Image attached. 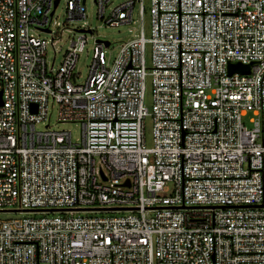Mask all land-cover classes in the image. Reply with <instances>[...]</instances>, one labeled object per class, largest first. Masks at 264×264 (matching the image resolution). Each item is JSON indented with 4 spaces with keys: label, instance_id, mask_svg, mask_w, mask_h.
I'll return each mask as SVG.
<instances>
[{
    "label": "built area",
    "instance_id": "obj_1",
    "mask_svg": "<svg viewBox=\"0 0 264 264\" xmlns=\"http://www.w3.org/2000/svg\"><path fill=\"white\" fill-rule=\"evenodd\" d=\"M93 2L139 29L78 82L91 28L55 65L54 0H0V210L42 213L0 219V264H264V0Z\"/></svg>",
    "mask_w": 264,
    "mask_h": 264
},
{
    "label": "rangeland",
    "instance_id": "obj_2",
    "mask_svg": "<svg viewBox=\"0 0 264 264\" xmlns=\"http://www.w3.org/2000/svg\"><path fill=\"white\" fill-rule=\"evenodd\" d=\"M123 0H113L111 5L120 3ZM66 0H60L57 4L54 13H53V23L51 24L52 33L43 32L39 30H31L34 34L50 39L53 35L55 37L54 44H49L47 47V57L48 60L52 59L53 54L55 53L54 64L57 65L63 58V52L70 45L72 38H75L79 32L75 29L80 26H88L91 28V32L86 33V42L83 46V49L79 51L78 57L75 61V70L78 75L76 80L82 82L88 73L89 65L92 61L93 47L95 45L96 38H103L110 41V45L105 46L104 54L105 59L108 63L115 58L117 52L123 41L131 37L134 32H137L139 29V22H129L122 23L119 25H110L106 23L103 19L98 18L96 14V5L93 0H85V17L81 19L68 20L65 10ZM145 7H148V2L145 1ZM137 4L134 6L133 19H137ZM148 20V15L145 17V22ZM145 33H147V23H145ZM147 64H149V53L146 55ZM145 100L150 107L152 102L151 98V80L150 76L145 78ZM50 118H49V127L53 129H68L71 131V135L74 139L79 136L80 125L74 122H57V111L55 108L49 109ZM251 112L248 111L246 115L242 116V120L247 125H251L249 116ZM44 123H37L36 128H44ZM151 130H152V120L150 117L145 119V131H146V140L147 144L151 143ZM45 214H59L57 212H48ZM83 215L87 214L93 216L96 213H82ZM26 215H42L40 212H24L18 210H0V219H7L13 217H21Z\"/></svg>",
    "mask_w": 264,
    "mask_h": 264
},
{
    "label": "water",
    "instance_id": "obj_3",
    "mask_svg": "<svg viewBox=\"0 0 264 264\" xmlns=\"http://www.w3.org/2000/svg\"><path fill=\"white\" fill-rule=\"evenodd\" d=\"M57 1L58 0H54V3H53L54 6L57 4ZM52 11L53 10H51L50 13H52ZM45 29H47V28H45ZM79 30H82V29L79 28ZM105 42L108 43L107 40ZM228 69H229V72L236 70V71H239L241 73H248L249 64H243V63H240V62L229 63L228 64Z\"/></svg>",
    "mask_w": 264,
    "mask_h": 264
}]
</instances>
